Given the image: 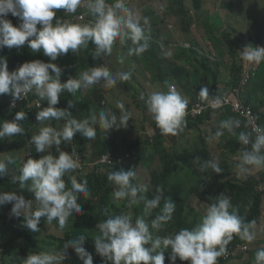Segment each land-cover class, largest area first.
<instances>
[{
    "label": "clouds",
    "instance_id": "9594fccd",
    "mask_svg": "<svg viewBox=\"0 0 264 264\" xmlns=\"http://www.w3.org/2000/svg\"><path fill=\"white\" fill-rule=\"evenodd\" d=\"M151 1L140 4L138 0H114L113 3H107V0H86V7L93 20L87 24H78V21L84 19L85 11L77 12L83 0H0V51L5 47L20 49L27 45L29 48L19 52L25 56L26 61L11 72L6 58L0 56V95L12 96L10 104L0 107V139L5 143L0 151V175L6 170L12 173L20 168L19 177L14 179L21 183V187L24 182L30 181L28 190L34 194V200H26L15 191H0V206L5 205L10 210L11 218L23 217L24 226L31 232H36V239L43 238L44 245L48 246L38 253L29 255L27 251L21 254L19 264H75L73 253L56 248L50 236H63L68 231L64 228L73 213H82L78 200L80 195L87 199L90 191L87 179H81L93 172L111 171L107 180L117 188L113 193L114 199L117 203L125 202L126 205L123 211H114V216L96 225L98 234L93 243L102 264H165V259L169 260V264H176L177 259L188 261L189 264H218V258L222 256L228 262L239 260L238 255L231 259L229 257L238 254V251H247L256 239L255 221L246 222L235 209L230 211L232 206L228 194L218 196L216 192H207L202 199L196 193L189 194L173 186L165 188L159 180L165 174L175 172L173 165L169 167L161 161L156 167L152 163L143 164L127 150L106 151L86 160V153L76 146L74 135L79 133L83 138L94 140L97 136V126L94 125L98 124L105 132L126 127L131 113L127 112L122 102L117 103V108L121 111L119 120L108 111H100L98 117L93 114L90 118H73L69 110L74 107L71 102H68L66 108L56 107L60 102V94L64 91L74 95L101 81L104 87L112 88L118 80L131 79V72H118L114 75L108 67L102 65L89 67L78 78L70 77L66 82H61L63 69L52 61L67 55L69 50L72 51V56L77 55V51L86 48L89 43L95 45L93 59L110 55L117 39L121 44L131 41L129 56L142 55L149 48V38L145 33L154 30L150 25L153 19L146 17L156 16ZM175 9L176 6H173V10L169 8L170 13L180 19ZM176 17V22L168 25L165 32L171 33V39L182 40L178 39L177 31L181 27ZM171 25L176 28L174 34L169 27ZM223 27L225 28V24ZM158 41L161 43V39ZM36 53H42L49 61L38 60ZM239 55L249 65L243 70L240 82L228 87L219 96H209V88L202 87L186 98L175 86L169 85L167 91H155L147 97L141 93L139 98L145 101L147 110L156 123L154 128L150 125L149 129L143 125L148 137L154 133L176 136L184 130L186 118L197 119L208 110L213 112V116L217 113L226 114L224 117L228 116V119L219 123L214 138L219 139L226 130L237 137L241 144L251 145L250 149L243 150L240 155L236 165L238 170L233 169L238 177L246 178L249 171H255L253 167L264 168V125L261 121L264 104L255 91H248L253 74L264 61V44H257L255 47L247 45L239 51ZM33 56L35 60L28 62ZM119 63H124L123 56L119 57ZM236 88L239 89L237 95L242 103L253 110L262 129H252L249 123H245V119L241 125L238 120L240 115L233 105L221 107L218 98L235 94ZM33 90L39 98H32ZM211 99L212 107L217 109L208 106L201 114L195 117L189 114L186 117L187 108H191L196 101L206 104ZM42 100L47 102L46 107H43ZM256 106L259 110L254 108ZM61 120L64 121L62 128ZM46 121L48 123L44 124ZM50 121L53 127L50 126ZM210 121L201 124V128ZM36 127L42 128L36 132ZM64 143H70L69 147L66 148ZM34 150L41 155L40 158H31ZM19 151H23L24 155L21 156ZM108 153L112 156V161L101 162L102 157ZM15 155L21 157L17 158ZM90 156L91 150L88 157ZM13 157L16 159L12 160ZM1 160L8 162V168L5 161ZM195 160H200V157ZM220 162L218 157L206 160L199 164L198 170L204 172L212 169L214 173L221 174L223 169ZM117 169L121 170L114 171ZM66 174L70 179V188L67 187L69 180L65 182L64 179ZM255 175L260 178L258 173ZM225 177L231 178L230 173ZM187 185L193 184L187 182ZM259 189L264 190V183H260ZM194 196L206 203L204 212L192 205ZM179 205L184 215L189 214L190 218L196 220L194 228L185 227L186 224H177L175 227L172 223L174 215L176 220ZM135 207L142 215H129V211H134ZM263 214L264 210L259 221L262 224L259 227L263 232L262 242ZM40 235L42 237H38ZM234 235L248 244L242 245L239 240L232 241ZM86 240L85 235H80L68 241L65 249L72 248L83 264H93V255L83 246ZM19 242L20 238L16 237L11 245L16 249L28 247L25 242ZM253 264H264V247L255 252Z\"/></svg>",
    "mask_w": 264,
    "mask_h": 264
},
{
    "label": "trees",
    "instance_id": "16d2710c",
    "mask_svg": "<svg viewBox=\"0 0 264 264\" xmlns=\"http://www.w3.org/2000/svg\"><path fill=\"white\" fill-rule=\"evenodd\" d=\"M152 1L156 16L150 23L151 28L154 30L145 33L149 38V48L140 56L131 55L126 58L132 64L138 66L141 63L144 67L146 66L151 70L153 80L161 81L166 86L167 90L169 85H173L180 94L184 93L186 95H191L190 93L198 92L202 87H208L209 96H219L225 93L228 87L237 85L240 82L243 70L249 65V62L241 60L239 51L243 50V47L247 45L252 44V46L255 47L257 44L264 43V30L258 35V38L254 40L253 38L255 36L248 32L239 34L233 20L228 19L227 21V19H224L225 28L222 31L221 36L228 44L229 50L232 53L231 61H216L209 55H202L201 61H196L200 67L199 73L195 74L194 78L191 79L192 73L189 68L184 63L174 58V52L170 53V48L168 46L158 41V39H162L165 42H168L171 39V33L165 32L168 29V26H165L170 23L171 15L173 14L170 13V10L165 14V11L169 8L173 10V6H176L175 12L178 13V16H180L181 19V23L177 19L181 27L178 28L177 31L178 39L182 38V33L184 32L193 33V29L198 26L197 24H202L201 27L207 29V34L211 38V36L215 35L212 33L215 23H211L209 17L206 16L202 6L203 0H168V6L167 4L165 6L162 4L157 6L155 2L158 0ZM113 2L114 0H107V3ZM243 2H246V0H243ZM78 11H85L84 19L78 21V24H87L93 20V17L90 15L86 7V0H83L81 6L77 9V12ZM199 14L204 18L202 23L197 22V15ZM175 17L173 18V21ZM258 24L264 26V18L261 20H258L257 18V22L251 26ZM246 38L249 40L246 41ZM118 42H120L119 39H117L114 44ZM122 46L125 48L131 47V41H126ZM94 48L95 45L89 43L86 48L79 49L77 55L72 56V51L69 50L67 55L58 57L56 61H52L63 69L60 76L61 82H66L70 77L78 78L79 74L89 67L100 66L98 62L101 61L97 62V58L93 59L92 55H94ZM28 49L27 45L20 49L15 47L12 49L6 47L1 49L0 56L6 58L8 70L10 72L16 70L24 61H26L25 56L20 55L19 52ZM84 50L89 56L88 59L84 56ZM36 54L38 60L44 62L49 61V58L43 56L42 53ZM33 60H35L34 56L29 58L28 62ZM135 72L140 73L139 67H136ZM263 72L264 61L259 64L258 70L253 74L254 78L248 85V91H255V94L261 98L262 104H264V91L261 88V85L264 83ZM171 77L173 80L167 83ZM183 77H186L187 82L192 84L193 88L191 90H186L182 85ZM116 85H119L120 88H122V86L127 87L128 90L133 93L132 96L135 99L136 104L140 106L142 110L148 112L145 101L141 100L139 97L141 93H144L145 97H147L152 92H148L144 87V84L138 82L135 74L129 81L119 80ZM108 91H115V86L112 88H104L100 84H96L89 88L81 89L74 95L64 91L60 94V102L56 107L66 108L68 102H71L74 107L69 110L72 113V117L76 119L90 118L93 114L98 117L100 111H108L110 113L111 107H114L112 114H116L119 120L121 111L117 106H114L113 103H111L110 99H107ZM32 98H39L35 94V90L32 91ZM11 101L12 96L10 94L0 95V107L7 106ZM42 101L44 103L43 107H46L47 102L44 100ZM131 106V104L127 105V110L129 112L131 111ZM24 107L26 108L25 103ZM254 108L259 110L258 106ZM29 110L30 109L28 108V111ZM149 115L150 122L153 125H156L152 114L149 113ZM262 115L261 121L264 125V113H262ZM212 117L213 112L208 110L203 116H200L197 119L186 118L187 123L184 130L178 135L173 136V138L178 137L182 140L191 130L199 131V133H201V124L210 121ZM131 118L132 117H130V119ZM47 123L48 121L44 122V124ZM60 123L62 124L60 128H62L64 121L62 120ZM44 124L37 125L43 126ZM132 125L131 128L136 127L135 122H133ZM143 125L146 129H149L146 122H144ZM96 126L98 127L99 125L97 124ZM40 128L42 127H36L34 130L39 132ZM96 132L97 136L94 140L83 138L79 133L74 135L76 146L83 149L86 153V160H90L93 155H99L106 151L127 150L132 152L135 159L143 164L153 163V160L158 159L163 164H168L169 167L170 165H173L175 167V172L172 174H165L159 180L165 188L170 189L173 186L179 190L187 191L189 194L196 193L202 199H204L207 192H216V195L218 196L220 194H228L232 206L230 211L235 209L246 222L255 221L254 230L257 234L256 239L252 242L253 244L250 245V248L247 251H238V254L230 255L229 259L235 258L238 255L239 260L236 259L235 264H253L255 252L257 249L264 247V244L260 243L263 241V232L259 228L261 227L259 224L260 217L264 210V190H260L259 185L260 183H264V168H256L254 172L249 171V175L246 178L238 177L237 173L233 170L239 163V157L243 150L250 149V144L245 146L238 141L237 137L225 136L223 138V145H221L224 149V153L229 154L231 157H237V160L230 163L221 161L220 167L223 169V172L221 174H216L212 169H207L204 172L198 170L200 163L206 160H214V157H212V155L206 150V140L205 144H201V146L198 145L199 142L192 145L175 143L171 146H167L165 145V138L168 135H161V133H154L151 137H148L146 133H143V136L135 135V138H130L126 135L120 137H115L110 134L108 135L109 130L105 132L102 128L96 129ZM69 144L70 143H64V146L68 148ZM4 146L5 143L0 139V151ZM89 150H91L90 157H88ZM203 152H205L206 155H204ZM15 156L17 158L21 157L19 155ZM40 156L41 155L34 150V156L31 158L38 159ZM196 157H200V160H195ZM14 159L16 158L13 157L12 160ZM169 167L168 169H170ZM19 169L12 173L9 170H6L3 175H0V191H15L18 195L22 194L26 200H34V194L28 190L31 182H24L23 187H21V183L14 179L15 177H19ZM119 170L121 169L114 171ZM132 170L135 172L134 168H132ZM110 172L111 171L106 173L93 172L82 177L81 181L87 179L90 191V196L87 199H85L83 195H80L78 200V203L82 208V213L79 215L73 213V216L69 218L70 229L66 231L63 236H50L53 245L56 248L62 249L65 252L73 253L75 264H83V261L77 257L72 248L65 249V244L71 239H75L80 235H85L87 240L83 246L93 255V264H102L101 257L95 252L93 243L95 235L98 234L96 225L109 217L114 216V211H123L126 207L125 202L117 203L114 199L113 193L117 188L107 180V176ZM182 172L185 173L184 176ZM191 172L193 175H196L197 178L194 179L195 183L192 186H189L187 185V182H190L189 176ZM202 173L204 174L202 175ZM227 173H230L231 178L225 177ZM255 173H258L260 178H257L258 176H256ZM64 179L66 182L68 179L67 174ZM68 180L69 184L67 187L70 188V179ZM36 206L37 205H35V207ZM179 206L180 208L176 220L174 215L172 221L174 226L177 227V224L179 226L186 224L185 227L193 226L192 228H194L196 220L190 218L189 214L184 215L181 205ZM9 214L10 210L7 209L5 205L0 206V262L3 264H19L21 254H24L27 251L29 255L41 252L40 249H44V240L43 238L37 240L36 236L38 234L36 232H31L24 226L23 217L18 219L11 218ZM135 214L142 215L136 207L134 211H129V215L134 216ZM45 219L46 218H41V220ZM41 224L42 221L38 225L39 229ZM16 237L20 238L19 243L25 242L28 247L16 249L15 246L11 245V242ZM38 237H42V235ZM236 240H239V243L242 245L248 244V242L243 241L238 236L234 235L232 241ZM226 260L227 259L222 256L218 258V264H226L228 262ZM165 264H169V260L165 259ZM176 264H189V262L177 259Z\"/></svg>",
    "mask_w": 264,
    "mask_h": 264
},
{
    "label": "rangeland",
    "instance_id": "374dc122",
    "mask_svg": "<svg viewBox=\"0 0 264 264\" xmlns=\"http://www.w3.org/2000/svg\"><path fill=\"white\" fill-rule=\"evenodd\" d=\"M150 0H138V3L143 4V3H148ZM152 2V6L153 5V1ZM220 2H222V0H220ZM155 4L157 6H159L160 4L162 5H166L168 6V0H158L155 2ZM211 5V4H210ZM216 5V4H215ZM229 9L228 10L230 13L228 14L227 17H225V19H231L234 22V25L236 26L238 33H249L251 35H254L255 37L253 38L254 40L258 38V35L262 33V31L264 30V26L261 24L258 25H253L255 22H257V18L258 20H261L264 18V0H246V2H243V0H233V2L229 3ZM169 9H167V11H165L167 14ZM138 17H140L138 14H136ZM178 16V15H177ZM148 17L150 20L153 19L154 20V15H148L146 16ZM141 18V17H140ZM174 15H171V20H170V24L175 23L176 19H174ZM143 19V18H142ZM179 21L180 19L177 18ZM177 20V21H178ZM168 25H166L165 27H167ZM172 30V33L174 34L176 31V28L171 25L169 26ZM197 31V30H196ZM190 37H193L195 35H193V33H188L187 34ZM249 39L246 38V41H248ZM172 41V45H170V53H173L176 50V45L174 44L175 41H182V40H171ZM180 44H185V42H180ZM264 43H262L263 45ZM128 48H125L122 46V44H120V42L114 44L113 46V51L110 55H103L101 58H97V62L100 66L104 65L106 67L109 68V70L115 75L118 72H131V77H133V75L135 74L137 76V80L138 82H141L142 84H144V87L147 89L148 92H155V90L158 91H166L165 87H160L161 85L164 86V84L159 81V80H153V75L151 70H149L146 66L144 67L143 64L140 63V65H135L129 62V60L126 57H129L128 55ZM84 56L86 59L89 58L87 52L84 50ZM123 56L124 57V63L121 64L119 63V57ZM136 67H139L140 69V73L135 72L136 71ZM148 71V72H147ZM135 77V76H134ZM119 80L117 81L118 84ZM102 87L103 86V81H101L99 83ZM160 87V89H159ZM106 88V87H104ZM261 88L264 91V83L261 85ZM132 92L128 90L127 87L122 86V88L119 87V85H115V91H108L107 92V99L111 100V103H113L114 106H117V103L122 102L125 106V109L127 110V105L131 104V111L129 112L127 110V112L131 113L130 117H132L131 119H129V121L127 122L126 127L120 128L119 130L116 129H111L109 130L108 135H112L115 137H120L122 135H126L127 137H134L135 134L137 133L139 136H143V133L145 132V129L143 128V123L146 122L148 124V126H152L154 128V125L150 122V115L147 111L142 110L140 106H138L136 104L135 99L132 96ZM114 110V107H111L110 109V114H112ZM116 115V114H115ZM117 116V115H116ZM62 121V120H61ZM135 122L136 123V127L131 129L132 123ZM131 123V124H130ZM50 126L53 127L52 121L49 122ZM130 124V125H129ZM96 126V125H94ZM214 124L213 122H208L207 124L203 125V130H204V135L208 136V139L211 142V147L213 148V153H212V157H218L223 161H226L227 163H230L232 161L237 160V157H231L229 154L224 153L223 148L221 146V142L219 144V139H215L214 138V130H213ZM97 129H99V126L97 127ZM198 135H199V131H193L191 130L184 139H179V138H173L172 135H168L165 138V145L167 146H171L172 144L175 143H180V144H193L195 141H199L198 140ZM21 156L24 155V152L21 151L20 152ZM1 161H5V160H1ZM7 168H8V162L5 161ZM159 165V160L155 159L153 160L152 166L156 167ZM238 170V168H236ZM145 174V173H144ZM204 173H202L203 175ZM147 179H150V176L148 174H145ZM197 176L193 175L192 172L189 176V180L191 182V184L195 183V180ZM192 205L196 208H200L203 212L205 211L206 208V203L205 202H201L196 196H194V200L192 202ZM264 206V203H263ZM264 217V214L262 215ZM264 220V218H263ZM262 225V224H261ZM65 230H69L70 229V221L67 222L65 228ZM63 230V229H62ZM50 233L56 234V235H60L58 232L55 231H49ZM262 244H264V242H260ZM45 248H47L48 246L44 245ZM235 261H229L226 264H234ZM61 264V262H60ZM237 264V263H236Z\"/></svg>",
    "mask_w": 264,
    "mask_h": 264
},
{
    "label": "crops",
    "instance_id": "0c3cea01",
    "mask_svg": "<svg viewBox=\"0 0 264 264\" xmlns=\"http://www.w3.org/2000/svg\"><path fill=\"white\" fill-rule=\"evenodd\" d=\"M231 2L232 0H222V2H220V0H204L203 1V10L205 11L206 16L209 17L211 23H215V27L212 32L213 34H215L214 36L210 35L211 36L210 38L209 35L207 34V31H206L207 29L202 28L201 27L202 24H197L198 26L193 29V35L195 36L190 37L187 35L188 33L184 32L182 33V41H175L174 44L176 45V50L174 51V58L184 63L189 68L190 72L192 73L191 79L194 78L195 74L199 73L200 67L196 61H201L202 55L207 54L213 57V59H215L216 61H231L232 53L229 50L228 44L224 41V39L221 36V33L224 30V27H223L224 19L230 13L228 10H230L229 3ZM203 19L204 18L201 14L197 15L198 23H202ZM171 40H174V39H170L168 42H165L164 40L161 39V43H164V45L170 47L169 43H172ZM180 42H185V44H180ZM172 80L173 78L171 77L167 81V83H169ZM182 85L186 88V90H191L193 88L192 84H189L187 82L186 77H183ZM160 87L166 88L165 85L164 86L161 85ZM181 95L186 98L190 96L184 93H182ZM224 115L226 114L221 115V113H217L213 116L212 120L210 121V122H213L214 124V127H213L214 133L218 130L219 123L222 120L228 119V116L224 117ZM227 135L229 137H232L230 133L224 130V135L219 138V144L221 142V145H223L222 144L223 138ZM198 140L199 141H195L194 144H197V142H199L198 144L199 146H201V144H205V140L207 141L206 150L212 155L213 148L211 147V142L208 139V136L204 135L203 128H202V132L199 133L198 135ZM203 154L206 155L205 152H203ZM221 161L225 162L223 160ZM253 169L256 170V168L254 167Z\"/></svg>",
    "mask_w": 264,
    "mask_h": 264
},
{
    "label": "built area",
    "instance_id": "2783aa9c",
    "mask_svg": "<svg viewBox=\"0 0 264 264\" xmlns=\"http://www.w3.org/2000/svg\"><path fill=\"white\" fill-rule=\"evenodd\" d=\"M239 89H235V94L233 95H225L223 97H220L218 98L221 102V107L223 106H226L228 104H231L233 105L234 109L239 113L240 117L238 118L239 121H241V125L244 124V119L246 120L245 123L246 124H250L251 125V128L254 129L256 127H259L260 129H262L259 125V123L257 122L255 116H254V112L253 110L248 107V106H245L239 95H237V91ZM214 99V98H213ZM213 99H211L210 101H208L206 104L204 103H201V102H195L191 108H187V115L186 117L190 114V116H197L199 114H201L203 112V110L210 106L211 108L212 107V103H213ZM219 107V108H221ZM213 109H217V108H213ZM112 161V156L110 155V153L108 154H105L102 159H101V162H106V163H109Z\"/></svg>",
    "mask_w": 264,
    "mask_h": 264
}]
</instances>
